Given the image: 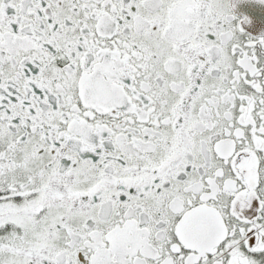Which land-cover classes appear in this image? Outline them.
Masks as SVG:
<instances>
[{
    "label": "snow or ice",
    "instance_id": "1",
    "mask_svg": "<svg viewBox=\"0 0 264 264\" xmlns=\"http://www.w3.org/2000/svg\"><path fill=\"white\" fill-rule=\"evenodd\" d=\"M0 264H264V0H0Z\"/></svg>",
    "mask_w": 264,
    "mask_h": 264
}]
</instances>
